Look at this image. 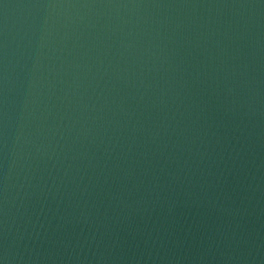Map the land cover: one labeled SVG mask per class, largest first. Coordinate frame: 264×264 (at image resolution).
<instances>
[{"label": "water", "instance_id": "water-1", "mask_svg": "<svg viewBox=\"0 0 264 264\" xmlns=\"http://www.w3.org/2000/svg\"><path fill=\"white\" fill-rule=\"evenodd\" d=\"M0 264H264V0H0Z\"/></svg>", "mask_w": 264, "mask_h": 264}]
</instances>
